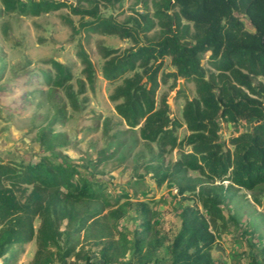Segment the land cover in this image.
<instances>
[{"label":"trees","instance_id":"16d2710c","mask_svg":"<svg viewBox=\"0 0 264 264\" xmlns=\"http://www.w3.org/2000/svg\"><path fill=\"white\" fill-rule=\"evenodd\" d=\"M122 1L1 0L0 14L40 15L67 7L79 16L76 25L65 15L78 32L114 34L131 42L123 49L100 48L102 74L111 83L120 81L110 95L115 113L129 129H139L148 147L156 144L138 166H146L157 185L174 186L177 226L160 225L159 201L150 204L153 194L151 202H131L127 188L143 176L115 189L113 177L100 169L113 153L101 152L86 165L67 160L69 154L59 149L65 142H57L54 129L66 116L65 106H59L48 125L36 127L42 153L0 149V264H17L19 251L30 242L37 249L26 264H150L163 258L169 264H225L213 250L230 232L229 220L243 229L227 211L235 194L264 192V0H151L152 10L149 0H139L145 10L134 7L136 15L121 22L103 14V8ZM78 58L85 77L77 80L78 87L72 67L52 56L36 71L26 67L0 85V99L48 87L62 90L73 110H84L96 71L81 45ZM169 78L195 85L193 97L177 94L185 96L182 118L188 133L182 139L177 134L182 123L171 115L166 99L158 104L161 80ZM223 121L234 130L228 138L222 135ZM112 128L106 118L107 142L115 139L119 146V133H110ZM174 149L178 158L167 166L163 156ZM128 157L123 155L120 164ZM254 200L262 204L259 196Z\"/></svg>","mask_w":264,"mask_h":264},{"label":"rangeland","instance_id":"374dc122","mask_svg":"<svg viewBox=\"0 0 264 264\" xmlns=\"http://www.w3.org/2000/svg\"><path fill=\"white\" fill-rule=\"evenodd\" d=\"M75 5L78 0H65ZM152 10V1L149 0ZM137 11H144L143 3L139 0H123L115 8L102 9L103 14L112 17L114 21H123L129 15H136ZM2 2L0 0V10ZM69 15L74 23L78 25L79 16L71 13L67 7L58 10L44 11L40 15L13 13L2 16L0 14V85L7 83L14 74L20 70L29 69L36 71L37 67L45 65V60L55 56L69 64L74 72L73 83L78 87L77 80L85 79L82 75L83 65L78 58L80 45L89 54L94 63L96 71V82L94 89H88L86 95L89 99L84 110L75 111L67 105V100L62 90H49L45 87L42 92L35 91L33 87L21 93L5 96L0 99V149L12 150L15 153H42L43 148L37 140V129L39 125H48L53 119L59 106H65V117L54 125L57 142L64 143L59 148L69 154L67 160L78 165H86L89 159L95 160L101 152L113 153L112 160L100 169L106 174L105 177H113L116 190H120V183H126L129 179H140L128 187V192L133 196L132 203L139 200H147L153 194L151 205L159 201L156 209L159 212L160 225L175 228L177 218L172 212L174 208L173 196L175 188L166 182L157 185L156 179L152 177L151 171L146 166H138L140 162L149 159L156 144L148 147L140 137L139 129H129L126 123L115 113V103L110 100V95L120 81L111 83L102 74L103 58L100 53L101 47L127 48L131 42L122 39L118 35L104 34L96 31H77L65 15ZM250 27V25H249ZM204 64L210 68L208 58ZM171 70V67L168 68ZM178 90L184 91L185 96L195 95V85L185 82L183 78L174 80L169 78L167 82L161 80L158 89V104L165 98L169 104L171 115L182 126L177 129L179 139H182L188 129L183 122L182 108L185 96H179ZM29 91L27 98L25 94ZM19 95V96H18ZM111 118L113 128L110 133H119L117 146L116 141L108 143L103 133L104 120ZM222 135L228 138L233 132L232 125L227 128L223 121ZM129 157L122 163L121 157ZM178 158L177 149L167 152L163 156L165 165H170ZM128 169H125L126 167ZM139 167L136 171L134 167ZM192 177L198 173L190 171ZM122 182V183H123ZM259 196L262 204L254 200ZM151 197V198H152ZM158 203V202H157ZM232 209L227 210L232 216H236L243 229L236 227L229 220L230 232L221 239L213 250L214 257L225 264H264V192L239 190L231 204ZM128 225L133 227L129 220ZM256 229V234L253 232ZM37 245L30 242L24 245L23 250L18 253L17 264H26L32 260ZM166 250L163 249L162 253ZM254 256V257H253ZM256 259V260H254ZM256 261V262H255Z\"/></svg>","mask_w":264,"mask_h":264},{"label":"crops","instance_id":"0c3cea01","mask_svg":"<svg viewBox=\"0 0 264 264\" xmlns=\"http://www.w3.org/2000/svg\"><path fill=\"white\" fill-rule=\"evenodd\" d=\"M150 264H169V260L168 258H163L161 259L159 262H153V263H150Z\"/></svg>","mask_w":264,"mask_h":264},{"label":"water","instance_id":"95a60500","mask_svg":"<svg viewBox=\"0 0 264 264\" xmlns=\"http://www.w3.org/2000/svg\"><path fill=\"white\" fill-rule=\"evenodd\" d=\"M254 125H255V123H251V124L246 125L247 130H249ZM229 126L231 127V124H229Z\"/></svg>","mask_w":264,"mask_h":264}]
</instances>
